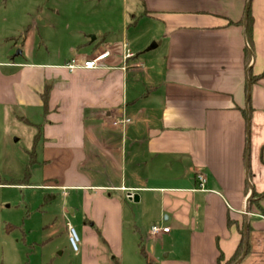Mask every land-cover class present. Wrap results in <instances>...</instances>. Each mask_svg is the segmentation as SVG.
I'll list each match as a JSON object with an SVG mask.
<instances>
[{"label":"crops","instance_id":"0c3cea01","mask_svg":"<svg viewBox=\"0 0 264 264\" xmlns=\"http://www.w3.org/2000/svg\"><path fill=\"white\" fill-rule=\"evenodd\" d=\"M132 2L121 33L96 31L64 59L5 54L0 106L23 109L16 118L35 130L30 155L49 200L64 201L66 241L68 225L79 230L78 264H217L242 241L240 264H258L264 0ZM140 25L147 37L130 29ZM151 42L163 52L146 60L137 51ZM106 51L98 69L67 68ZM154 225L170 231L153 236Z\"/></svg>","mask_w":264,"mask_h":264},{"label":"rangeland","instance_id":"374dc122","mask_svg":"<svg viewBox=\"0 0 264 264\" xmlns=\"http://www.w3.org/2000/svg\"><path fill=\"white\" fill-rule=\"evenodd\" d=\"M132 4V0H0V60L5 54L28 63L64 59L71 54L70 46L90 42L96 31L109 37L121 33L124 9L132 22ZM130 29L147 37L148 29L141 25ZM150 48L152 42L137 52L146 60L163 52ZM23 113L0 106V264H78L65 238L64 201L49 200V192L40 186L43 166L34 164L30 155L35 130L15 116ZM72 227L80 250L79 230ZM262 252L258 264H264Z\"/></svg>","mask_w":264,"mask_h":264},{"label":"built area","instance_id":"2783aa9c","mask_svg":"<svg viewBox=\"0 0 264 264\" xmlns=\"http://www.w3.org/2000/svg\"><path fill=\"white\" fill-rule=\"evenodd\" d=\"M110 53L108 51L96 56L95 58L86 60L81 65L78 60L73 59L70 64L67 65V68L70 71H73L77 68H83L87 70H93L98 69L102 66V62L109 57ZM133 57V54L128 52L126 58L129 59ZM197 180L199 182L200 189H204V186L206 184V178L203 174H199L197 176ZM128 198H133L132 194H129ZM169 228H162L158 225H154L151 227L150 233L153 236H158L160 234H166L169 233ZM68 232H69V242L74 252L79 251V238L77 236L75 228H73L71 225L68 226Z\"/></svg>","mask_w":264,"mask_h":264},{"label":"trees","instance_id":"16d2710c","mask_svg":"<svg viewBox=\"0 0 264 264\" xmlns=\"http://www.w3.org/2000/svg\"><path fill=\"white\" fill-rule=\"evenodd\" d=\"M252 32H253V17L251 15L250 8H249V10L247 11V41L251 46V50H253V45H252L253 33ZM258 79H259V77H257V79H254V77H251V82L253 83L256 80L258 81ZM48 91H49V87L46 88L45 93L47 94ZM257 197L259 198V201L256 200ZM263 200H264V192L261 194L254 193V195L252 196V199H251V205L254 206L260 214L264 213V208L261 204ZM243 250H244V244L242 241L241 244L239 245L235 255L232 258L226 260L224 255H221L218 259L217 264H235L240 259V257L242 256Z\"/></svg>","mask_w":264,"mask_h":264},{"label":"water","instance_id":"95a60500","mask_svg":"<svg viewBox=\"0 0 264 264\" xmlns=\"http://www.w3.org/2000/svg\"><path fill=\"white\" fill-rule=\"evenodd\" d=\"M150 49H152V48H150ZM246 253H247V248L245 249V251H244L243 255L240 257V259L235 264H240L242 262V260L245 258Z\"/></svg>","mask_w":264,"mask_h":264}]
</instances>
